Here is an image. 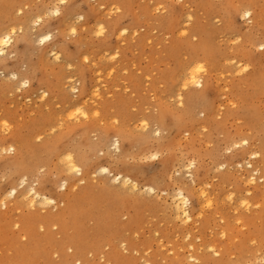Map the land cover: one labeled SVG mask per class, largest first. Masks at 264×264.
Here are the masks:
<instances>
[{
  "label": "rangeland",
  "instance_id": "1",
  "mask_svg": "<svg viewBox=\"0 0 264 264\" xmlns=\"http://www.w3.org/2000/svg\"><path fill=\"white\" fill-rule=\"evenodd\" d=\"M16 1L27 2L25 10L29 11L44 5L38 13L43 17L42 24L36 27L46 25L42 33L53 35L51 43H56L55 50L62 58L58 62L49 55L47 62L42 60L38 49L44 45L36 43L33 36L28 47L22 40L23 33L17 32L12 54L8 50L0 57V63L6 64L0 66V85L10 84L5 82L7 74L17 69L20 73L29 72L31 79L27 88L11 84L0 92V139L9 140L19 130L29 133L31 147L36 149L51 146L54 140L67 136L60 144L65 148L71 142L86 143L83 136L88 138V143L97 144L105 140L103 132L106 129L125 126L129 134L121 141L119 152L112 148L111 143L115 140L112 139L97 154L91 152L89 155L114 173H126L131 169L141 186L155 185L157 193L136 196L120 192L109 187L101 175L82 184L74 179V188L64 192L60 184L71 176L59 163L63 151L50 158L40 155L43 167L36 166L27 183L40 188L44 182L47 193L59 184V193L72 202L68 207L60 205L58 210L46 207L44 211L40 206L25 207L13 199L8 201L6 208L1 206L0 264H71L73 251L69 252L68 246L72 241L80 242L82 251L88 253L84 255L88 264H115L106 258L108 252L119 258L117 264L129 261L132 264H257L264 252V53L258 47L264 43V0H68L65 8L74 10L72 22L79 25L77 35L71 39L68 38L69 27L60 23L61 15L49 14V8L54 5L52 0ZM58 1L56 4L59 5ZM241 7L251 8V24L241 19ZM79 15L84 17L83 21L77 19ZM189 16L193 19L187 24L185 21ZM170 17L177 21L178 29L162 25L163 20ZM217 20H220L219 24ZM100 22L105 27V34L97 37L95 31L99 30L97 24ZM114 22L128 30L122 37L109 28ZM198 27L201 29L196 32ZM183 28L188 29L187 35L180 37ZM237 38L240 43L233 44V39ZM204 39L210 43L200 49ZM176 42L182 46L177 52L173 51L177 48ZM81 52L88 56V63L84 62ZM115 52L119 54L114 56ZM233 60L235 63L231 62ZM194 62L205 68L200 76L208 84L209 113L202 112L203 104L198 110L189 111L177 102L176 93L181 87L184 68L192 67ZM245 64L249 65L248 70L239 73ZM71 85L77 89L75 93L72 91L73 94ZM48 86L53 87V93H49L50 98L41 99V93L50 89ZM92 87L95 88L91 90ZM96 89L100 96L94 93ZM193 89L180 93L184 95ZM85 106V110L91 107L98 111V117L90 115L86 120L78 114V107ZM163 109L169 110L166 120L158 117ZM4 121L8 123L7 129L3 128ZM145 122L147 126L143 128ZM86 125L90 129L82 132V126ZM74 126L78 128L68 136ZM155 131H161L159 137ZM242 139L248 141L247 146ZM7 143H0V147L8 149ZM100 152L104 155H99ZM156 152L157 160L144 161L145 156ZM257 152L256 159L251 160L260 168L263 178L249 194L248 176L245 177L249 168L246 165L250 155ZM13 153L3 151L0 154L2 192L9 190L12 183L3 158ZM188 161L195 162L191 168L195 184L190 181ZM201 186L212 198V208L208 203L198 201V190L195 189ZM179 189L191 198L188 207L193 213L192 222H182L171 207L172 196ZM131 213H134L133 222L124 229L122 223L130 220ZM118 218L120 223H117ZM17 224L20 225L18 229ZM106 230L112 235L106 237ZM28 231L32 232L33 239L27 235ZM24 236L27 241L22 239ZM110 237L113 244L108 246L106 238ZM117 243L119 249L115 251L111 246ZM99 247L101 255L90 252ZM188 255L199 260L189 263Z\"/></svg>",
  "mask_w": 264,
  "mask_h": 264
},
{
  "label": "bare ground",
  "instance_id": "2",
  "mask_svg": "<svg viewBox=\"0 0 264 264\" xmlns=\"http://www.w3.org/2000/svg\"><path fill=\"white\" fill-rule=\"evenodd\" d=\"M53 1V7L52 8H49L50 12L54 11L56 8H59L60 9V15H61V19H60V23H62L61 25H66V27L68 28L69 27V24L70 23H74L75 21L72 22V20H74V17H75V14H74V10L73 9H69V8H65V5L67 3L68 0H65V4L64 5H61V4H56L58 0H52ZM97 1V0H96ZM51 2V1H50ZM59 2V1H58ZM93 2V1H92ZM48 4V3H47ZM170 4V3H169ZM27 2H18L16 0H0V34H3L5 33L6 31H10V26H15L16 27V34H18L17 32H22L23 35H22V40H24V42H26L28 44V47H30V41L33 39V36L35 37V40L36 41H39V38L42 34V29H44L46 27L45 26H42L40 28H37L36 26H41L40 24H42V20H43V17L41 15H39L38 13L41 12L44 8V5L41 4L38 6H36V8L32 9V10H25V8L27 7ZM51 6V5H50ZM115 7V6H114ZM158 8V6H157ZM192 8V7H190ZM244 8V7H243ZM241 7V10L243 9ZM38 9V10H37ZM25 10V11H24ZM37 10V11H36ZM100 10V9H99ZM112 10V9H111ZM177 11V10H176ZM47 12V11H46ZM105 12V11H104ZM48 13V12H47ZM50 14V13H49ZM186 14V13H184ZM179 15V13H178ZM80 16V15H79ZM82 16V15H81ZM143 16V15H142ZM183 16V15H181ZM185 16V15H184ZM179 17V16H178ZM186 17V16H185ZM192 17V16H191ZM36 19H40V23L39 24H36L34 21ZM77 19H78V16H77ZM132 20V19H131ZM184 20V19H183ZM134 21V20H133ZM192 21V20H191ZM191 21L188 20V18H186V21L185 23H190ZM177 21H174L172 17L170 18H167L165 20H163V23L162 25H165L167 28L169 29H172V30H176L178 29V27L175 25ZM183 22V21H181ZM180 22V23H181ZM134 23V22H133ZM132 23V25H133ZM184 23V22H183ZM186 24V25H187ZM91 25V24H90ZM93 25V24H92ZM100 26L101 25V22L100 24H97V26ZM147 25V24H146ZM178 25V24H177ZM96 26V25H95ZM118 23L117 22H114V23H110L109 24V28L111 29V31L114 33L119 34V37H122L121 36V32H124V28L122 29L120 27V25L118 26L119 29L118 30ZM135 26V25H134ZM184 27V26H183ZM249 27V26H248ZM97 28V27H96ZM22 29V30H21ZM35 29H36V32H35ZM128 29V28H127ZM135 29V28H134ZM140 29V28H139ZM201 28H197L196 29V32H198V30H200ZM68 30V29H67ZM186 28H183L182 31H180V37H181V33L182 32H186ZM99 31V30H98ZM119 31V32H118ZM128 31V30H127ZM126 31V32H127ZM137 30H135L134 32L136 33ZM46 32V31H45ZM56 32V31H55ZM96 32V31H95ZM47 33V32H46ZM177 33V34H178ZM187 33V32H186ZM15 34V35H16ZM45 34V33H44ZM49 34V33H47ZM130 34V33H129ZM195 34V32H194ZM172 35V34H171ZM258 36V35H256ZM176 37V36H175ZM132 38H134L132 36ZM207 39V38H206ZM206 39L202 40L201 43H200V49H201V46L202 47H208V42L206 41ZM34 40V39H33ZM35 41V42H36ZM211 41V40H210ZM261 41V40H260ZM14 42V40H13ZM148 42V40H147ZM36 43H39V42H36ZM56 44V43H55ZM55 44H52L51 41H47L45 42L44 46L40 49H38V55L40 58H42V60L44 59V61H48V58H49V55H51L52 52H55L57 55L58 53L56 52L55 50ZM177 48H174L173 51L177 52L182 46L179 45L178 42H176L174 44ZM14 46H13V43L8 45L6 47V50H5V53L8 51V50H11V54H12V49ZM122 47V46H121ZM259 47V46H258ZM32 49V48H30ZM19 50V49H18ZM194 50H196V48H194ZM36 51V50H35ZM33 52H34V49H33ZM210 52L212 53V51L210 50ZM60 53V52H59ZM82 53V52H81ZM196 53V52H195ZM114 56H117L119 54V52H115L113 53ZM112 54V55H113ZM213 54V53H212ZM10 55V53H9ZM60 55V54H59ZM111 55V56H112ZM180 56V55H179ZM1 57V56H0ZM193 57V56H192ZM62 58V57H61ZM80 58V57H79ZM55 59V58H53ZM107 59V58H106ZM211 59V58H210ZM112 60V59H111ZM170 60V59H169ZM172 60V59H171ZM43 61V63H44ZM186 61V60H185ZM197 61V60H196ZM228 61V60H227ZM36 62V61H35ZM56 62V61H55ZM209 63H212L211 61ZM222 63V62H221ZM189 64V63H188ZM201 63H198V62H194L192 65V67L190 66L188 68L189 65H187L186 67L187 68H184L186 70H184L183 72V77L180 78V84H181V87H180V90L178 93H176L177 95V102H179V104H184L187 109L189 111H192V110H195L199 107V105L203 104L204 106L202 107V112L203 113H209L208 109L211 108L209 102L207 101V88H208V84L204 83V79L202 76H200V73L202 72H198V73H195L193 74V69L199 65ZM205 64V63H204ZM207 64V63H206ZM246 65V66H245ZM243 70H242V66H241V70L239 71V73L242 71L245 72V68L248 70V67L247 65L248 64H245ZM0 66H6V64L4 63H0ZM212 66V65H211ZM249 66V65H248ZM46 67V66H44ZM96 67V66H95ZM23 69V68H22ZM183 69V68H182ZM3 70V69H1ZM52 70V69H51ZM110 70V69H109ZM246 70V71H247ZM30 71V70H29ZM259 71H260V68H259ZM5 72V71H4ZM2 72V75L3 73ZM6 73V72H5ZM9 74H7V79L5 82H8L10 84H6L5 86L4 85H0V92L2 91H5L6 89H8L9 87H7L8 85H16V86H19V87H22V79L21 78H26V79H29V84H30V77L28 76V73H20V71L17 69L15 71H10L8 72ZM106 74V73H105ZM205 74V73H204ZM0 75H1V71H0ZM39 75V74H38ZM96 75V73H95ZM99 75V74H98ZM97 75V76H98ZM101 75V74H100ZM15 76L16 79H12V77ZM182 76V75H181ZM254 76H256V74H254ZM258 76V75H257ZM61 77V76H60ZM107 77H108V74H107ZM111 77V76H110ZM219 77V76H218ZM101 78V77H100ZM193 78L196 79L197 81V84L199 86H197V84H193L192 83V80ZM61 79V78H60ZM97 79V78H95ZM68 80V79H67ZM223 80V79H222ZM53 81V80H51ZM99 81V80H98ZM102 81V80H101ZM176 81V80H174ZM33 82V81H32ZM46 83V80L44 81ZM62 82V81H61ZM179 82V81H178ZM175 82H173V87L175 86L174 85ZM177 83V82H176ZM187 83V86L185 87V84ZM217 83V82H216ZM101 85V84H100ZM58 87V85H56ZM171 86V88H172ZM178 86V85H177ZM234 86V85H233ZM232 86V87H233ZM41 87V86H40ZM39 87V88H40ZM49 87V86H48ZM62 86H60L61 88ZM98 87V86H97ZM45 88V87H43ZM42 88V90H43ZM50 89H45L44 91H47L48 94L49 93H53V90L51 88L53 87H49ZM70 88V91L71 93L73 94V89H75V91L77 90L76 89V86L74 87L73 85H71ZM95 88V87H94ZM92 87L91 90L94 89ZM99 88V87H98ZM179 87H177L178 89ZM189 88H194L191 92H188L187 94H184L183 93H180V91L182 92L183 90H186V89H189ZM219 88V86H218ZM221 88V87H220ZM219 88V89H220ZM222 89V88H221ZM226 89V88H225ZM41 91V89H40ZM43 91V92H44ZM67 91V89H66ZM73 91V92H72ZM100 91V90H99ZM227 91V90H226ZM36 92V91H35ZM42 92V93H43ZM68 92V91H67ZM66 94H69L67 93ZM78 92V91H77ZM97 89L94 91L95 94L99 95L97 93ZM39 93V92H38ZM41 93V92H40ZM41 93V94H42ZM75 93V92H74ZM93 93V91L91 92ZM171 93V92H170ZM163 94V93H162ZM63 95V94H62ZM37 96V95H36ZM42 95H40V98H41ZM75 96V95H74ZM100 96V95H99ZM220 96V95H219ZM231 96V95H230ZM49 97V95H48ZM47 97V98H48ZM76 97V96H75ZM50 98V97H49ZM100 98V97H99ZM173 98V97H172ZM209 98V97H208ZM42 99V98H41ZM44 99V98H43ZM91 99H93V97H91ZM159 99V98H158ZM212 98H210L211 100ZM81 100V99H80ZM90 101V100H89ZM212 101V100H211ZM221 101V100H219ZM218 101V102H219ZM77 102V101H76ZM82 102V101H81ZM85 102V101H83ZM82 102V103H83ZM73 103V102H72ZM81 103V104H82ZM87 103V102H86ZM95 103V102H94ZM97 103V102H96ZM222 103V102H220ZM80 104V105H81ZM85 103H83L82 105H84ZM93 104V103H92ZM189 104V106L187 105ZM76 105V104H75ZM78 105V103H77ZM178 105V103H177ZM220 104L218 103V106ZM222 105V104H221ZM95 106V105H94ZM172 106V105H171ZM217 106V107H218ZM74 108H77L75 106H73ZM216 107V108H217ZM86 106L81 108V107H78L79 109V112L77 111L78 114L82 115V116H89L90 118V115L94 118L97 113L99 114L98 111H93L91 110V107L90 109L88 110H85ZM96 109V107H94ZM156 108V107H155ZM172 108V107H171ZM241 108V107H240ZM99 109V108H98ZM97 109V110H98ZM246 109V108H245ZM74 110V109H73ZM71 110V112L73 111ZM90 110V111H89ZM168 110V109H167ZM167 110L163 109L160 114H159V118H164L166 120V118L169 116V114H167ZM198 110V109H197ZM200 110V109H199ZM213 110V109H212ZM169 111V110H168ZM196 111V110H195ZM222 111V110H221ZM181 112V110H180ZM199 112V111H198ZM242 112V111H241ZM199 114H201L199 112ZM72 115V114H71ZM186 116V115H185ZM191 116V115H190ZM189 116V117H190ZM98 117V116H96ZM206 118V116H205ZM92 119V118H91ZM168 119V118H167ZM171 119V118H170ZM85 120V119H84ZM87 120V119H86ZM102 120V118H101ZM156 120V119H155ZM126 123V122H125ZM124 123V125H125ZM146 123V122H145ZM145 123L143 124V128L145 126ZM166 123V122H165ZM173 123V122H171ZM170 123V124H171ZM252 123V122H251ZM259 123V122H258ZM262 123V122H261ZM148 124V123H147ZM155 124V122L153 123ZM169 124V125H170ZM96 125V124H95ZM195 125V124H194ZM113 126V125H112ZM147 126V125H146ZM189 126V125H188ZM203 126V125H202ZM260 126V125H259ZM128 127V126H127ZM139 127V126H138ZM168 127V126H167ZM174 127V126H173ZM201 127V126H200ZM78 128V126H74L73 128L70 129L69 131V134L68 136L73 133L76 129ZM137 128V127H136ZM90 129L88 127V125L86 126H82V132L86 131ZM110 129V130H109ZM157 129V128H156ZM125 130L129 131V129L125 128V126L123 127H111V128H108L106 129V132H103V138H105V140L101 141V142H98L97 144H94V143H88L87 141V137L83 136L84 137V141L86 143H80V142H71L70 144L67 143V145L65 146V148H61L60 144L63 141V139H65V137H60L56 140H54V144H52L51 146H43V147H40V148H32L31 147V144L29 142V133H22V131H16L13 133V135H11L10 139H4L2 140V138L0 139V143H7L9 145L8 148H12L14 149V152L13 155L11 154H7V155H3L4 158H3V165H4V168L8 170V174L10 176V181L12 182L11 183V186H10V189L9 190H6V191H1L0 190V207L3 208V207H7L8 205V201L9 200H16L18 204L20 205H25L26 206H29L31 205L30 207L33 208L35 206H40L43 208L42 211H44V209L46 207H51L52 209L54 210H58V208L60 207V205H65L64 207H68L70 205V203L72 202V200L70 199H67V197H64L65 195L62 193H59L60 191H58V186L59 184H57L52 191H50L49 193L46 192V189L47 187L44 186V182L42 184V186L40 188L38 187H35L34 185L30 184V183H27L28 181V176L29 174L32 172L33 169H36L35 167L37 166V168H39V166L43 165L41 164L42 163V160L40 159V155L43 157V158H50L52 156H55V154L58 152V151H63L60 156H59V163H61V160L63 159V156L68 154L69 152H71L73 154V163L76 165V166H79L82 168V172L80 175H77L75 173H72L68 167H67V162L65 163H61L64 167V170L65 172H67V174H69V176H71V179L69 180H65L63 181L62 184H60V189L63 190L64 192H68L70 191L72 188H74L75 186V183L73 182L74 179H76L77 182L80 183V180H83V181H88L90 182V178H92L93 176H97V175H101V176H104V178H106V180L109 182H107V184H109L108 186L111 187V188H114V189H118L120 192H129L130 194L132 195H136V196H141L140 194L142 193H146V195H150V194H156L157 193V187L155 185H145V186H141L139 184V182L134 179V173L130 170H126V173L124 172H118V173H115L116 175H119L122 177V180L121 182L117 183L115 182L114 180V177H109L107 175H105L104 173L100 172V167L103 166V165H100L99 161L97 160H94V158H92V156L89 155V153L91 152H95L97 154V152L100 150H102V147H107L109 145L110 142H112L113 140L112 139H115L113 143H111V145L113 144H118L119 146V149H120V144H121V141H124L125 138L124 136L129 134L128 132H126ZM177 130V129H176ZM166 131V130H165ZM203 131V130H202ZM201 131V132H202ZM261 131L263 132V129H261ZM161 132V131H159ZM182 132V131H181ZM260 132V131H259ZM261 133V132H260ZM241 134V133H240ZM263 134V133H262ZM257 135V134H256ZM38 136H40V134H38ZM185 136V135H184ZM188 136V135H186ZM200 136V135H199ZM254 136V135H253ZM260 136V135H259ZM82 137V138H83ZM190 137V136H189ZM172 138V137H171ZM235 138V137H234ZM233 138V139H234ZM241 138V137H240ZM264 137H262L263 139ZM110 139V140H109ZM167 139V138H165ZM255 139V138H254ZM169 140V139H168ZM228 140V139H227ZM237 140V138H236ZM235 140V141H236ZM243 140V139H242ZM153 141V140H152ZM241 141V140H240ZM239 141V142H240ZM103 142V143H102ZM153 143V142H152ZM237 143V142H236ZM243 143V142H242ZM156 144V143H154ZM238 144V143H237ZM160 145V144H159ZM162 145V144H161ZM186 145V144H185ZM240 145V144H239ZM263 145V144H262ZM1 146V144H0ZM158 146V144L156 145ZM167 146V145H166ZM177 146V145H176ZM227 146H230L229 144ZM234 146V145H232ZM247 146V145H246ZM249 146V145H248ZM69 147H71L69 149ZM83 147H85V149H83ZM126 147V146H125ZM199 147V146H198ZM129 148V147H128ZM145 148V147H144ZM181 148V147H180ZM228 148V147H227ZM236 148V147H235ZM185 149V148H184ZM242 150V149H241ZM3 151H7V149L4 147V148H1L0 147V154L3 153ZM246 151V150H245ZM256 152V150H254ZM253 151V152H254ZM152 152V151H151ZM150 153V152H149ZM157 153V152H156ZM167 153V152H166ZM95 154V155H96ZM257 153H252L250 155V160L247 162V165L249 170H248V175H245L248 176L247 177V180H246V185L248 186V191L247 193L250 194V191H253L251 190L252 187H255L258 183L259 180H262V175H261V170L260 168H258V166L252 162L253 159H256V157L258 156ZM150 155V154H149ZM152 155V154H151ZM154 155H158L157 154H154ZM164 155V154H162ZM243 156V155H242ZM118 157V156H117ZM122 157V156H121ZM159 157V156H158ZM181 157V156H180ZM179 157V158H180ZM193 157V156H192ZM191 157V158H192ZM161 158V157H160ZM196 158V157H195ZM194 158V159H195ZM182 159V158H181ZM252 159V160H251ZM136 160V159H135ZM180 160V159H179ZM241 160V159H240ZM145 161V160H144ZM185 161V160H184ZM255 161V160H254ZM181 162V161H180ZM189 162V161H188ZM187 162V163H188ZM237 162V161H236ZM191 163V162H189ZM188 163V164H189ZM121 164L123 166H125L124 164V161L121 162ZM235 164V163H234ZM186 165V164H185ZM219 166V164H217ZM249 165H251V167H249ZM163 166V165H162ZM222 166V165H220ZM245 166V167H246ZM43 166H41L40 168H42ZM140 167V166H139ZM142 167V166H141ZM175 167V166H174ZM186 167V166H185ZM173 168V166H172ZM177 168V167H176ZM123 169V168H122ZM179 169V168H178ZM181 169V168H180ZM187 169V167H186ZM233 169V168H232ZM231 169V170H232ZM243 169V168H242ZM124 170V169H123ZM162 170V169H160ZM113 172V171H112ZM161 172V171H160ZM246 172V171H245ZM177 173V171H176ZM187 173V172H186ZM188 173L190 174L189 177L191 178L190 181L195 184L196 183V179H195V175L193 174V172L191 171V169H188ZM164 174V173H163ZM198 174V173H197ZM239 174V173H238ZM177 175V174H176ZM188 175V174H187ZM179 176V174H178ZM242 176V175H241ZM162 177V176H161ZM178 178V177H177ZM124 179H127V180H130L131 183L133 185H135L136 187L134 189H131V188H126L125 185L123 184V180ZM140 179V178H139ZM215 179V178H214ZM24 181V184L21 185L20 181ZM161 180V179H160ZM158 181V180H157ZM177 181V180H176ZM142 182V181H140ZM144 182V181H143ZM142 182V183H143ZM74 183V184H73ZM90 183H88V186H89ZM206 185V184H205ZM9 186V185H8ZM196 186V185H195ZM194 186V187H195ZM208 186V185H207ZM206 186V187H207ZM50 187V186H49ZM177 187V186H176ZM179 187V186H178ZM177 187V188H178ZM209 187V186H208ZM5 188V187H4ZM196 188V187H195ZM243 188V187H242ZM13 189L15 190V196H12V195H9V193H11L13 191ZM145 189H153V191H145ZM208 189V188H207ZM4 190V189H3ZM177 190V189H176ZM198 190V196L197 198L199 199L198 201H202V203H208V206H210L209 208H212V198L209 197V193H207L206 191V188L204 186H201L199 187V189H195V191ZM209 191V190H208ZM256 191V190H255ZM173 192V191H172ZM260 192V191H259ZM196 194V193H195ZM116 195H119V193H117ZM183 196V199L184 200H187V204H185L183 202V200L180 199V196ZM230 194H228L229 196ZM169 196V195H168ZM172 196V195H171ZM169 196V197H171ZM231 196V195H230ZM25 197H27L28 199L26 200ZM165 198V197H164ZM229 199V197H228ZM244 199V198H243ZM231 200V199H230ZM242 200V199H241ZM48 201H53V203H48ZM172 208H173V211L175 212V216L179 219H181L182 222L184 223H189V222H192L194 220L193 218V213L190 209L189 204L191 202V198L189 195H186L183 191V189H179L178 192L172 196ZM245 201V200H244ZM12 203H14L12 201ZM169 203V202H168ZM238 203V202H237ZM248 205H250L249 202H247ZM246 203V204H247ZM214 204V203H213ZM243 204V202H242ZM245 204V205H246ZM256 204V203H255ZM258 204V203H257ZM240 205V204H239ZM253 205V204H252ZM202 208L200 209L202 211V209L204 208L202 206V204L200 205ZM205 206V205H204ZM247 208V205L245 206ZM164 208V207H163ZM206 208V207H205ZM248 209V208H247ZM65 210V209H64ZM170 210V209H169ZM172 210V209H171ZM170 210V211H171ZM204 210V209H203ZM185 213H187V216H185ZM204 213V212H203ZM202 214V213H201ZM173 215V214H172ZM199 215V214H198ZM120 217V216H119ZM174 217V216H173ZM133 219H134V213H131L130 214V220L126 223H122V224H125L123 226L124 229H128L129 226L131 225V223L133 222ZM179 219H176V220H179ZM199 219V218H198ZM57 218L54 219L55 222H57ZM196 220V219H195ZM48 224L50 223L48 220L46 221ZM117 223H120V219L118 218L117 220ZM195 223V222H194ZM111 224H114V220L111 219ZM225 233V232H224ZM27 235H29L30 239L32 238L33 239V234L32 232L28 231L27 232ZM111 236V232L109 230H106V237L107 236ZM223 236V235H222ZM159 239V238H158ZM113 243H111V237L110 238H106V245L110 246L112 245ZM124 246V245H123ZM69 248L72 249V260L70 261V263H78V264H88V260L84 257V255H88L87 252H84L82 251L84 248L81 246L80 242L78 241H72L70 246H68ZM162 247V246H161ZM111 248H113V250L115 251H118L119 249V246H118V243L115 245V246H111ZM214 248V246H213ZM211 249V248H209ZM112 250V251H113ZM130 250V249H129ZM194 250V249H193ZM39 250L36 249V252H38ZM192 251V250H191ZM58 253H60V251L58 250L57 251ZM90 252H93V253H98L99 255L102 254V249L99 247L98 249L97 248H93V251H90ZM213 252V251H212ZM217 252V251H216ZM260 252V251H259ZM189 254H191L189 252ZM215 254V252H214ZM219 254V253H218ZM217 255V254H216ZM215 255V256H216ZM263 255H264V252H263ZM263 255L260 257V259H263ZM29 256H31L29 254ZM189 256V255H188ZM187 256V259H189V263L190 261L191 262H195L197 261L196 257H194L193 255L189 256L188 258ZM106 258L109 259V261L111 263H114L117 264L116 260L119 259L117 257H115L111 252H108L106 254ZM144 260V259H143ZM199 260V259H198ZM199 262V261H198ZM201 262V261H200ZM124 264H132V261H129L128 263H124ZM146 264H150L149 262H146ZM196 264V263H195Z\"/></svg>",
  "mask_w": 264,
  "mask_h": 264
},
{
  "label": "snow or ice",
  "instance_id": "3",
  "mask_svg": "<svg viewBox=\"0 0 264 264\" xmlns=\"http://www.w3.org/2000/svg\"><path fill=\"white\" fill-rule=\"evenodd\" d=\"M59 3H60L61 5H64V4H65V0H59ZM160 7H164V5H160ZM117 11H119V9H117ZM157 11H159V8H157ZM60 14H61V13H60V9H59V8H56L54 11L50 12V15H54V16H60ZM240 17H241V19H244L247 23L251 24V23L253 22V21H252V18H253V12H252L251 8H250V7H248V8H243V9L241 10ZM262 17H264V14H262ZM78 19H79L80 21H83V20H84V17H83V16H79ZM192 19H193V18H192L191 16L188 17V20H189V21H191ZM34 22H35L36 24H39L41 21H40V19H36ZM216 23L219 24V23H220V20H217ZM78 27H79V25H77V24H75V23H70V24H69V29H68V33H69V34H68V38H69V39H71V38H73V37H75V36L77 35ZM21 30H22V29H21ZM126 31H127V30L125 29L124 32H121V35H124ZM15 34H16V27H15V26H10V31H6V32L3 33V34H0V56H4V55H5L6 47H7L8 45H10V44L13 43V40H14ZM104 34H105V27H104L103 24H101V25L99 26V31L95 32V35H96L97 37H101V36H103ZM181 35H187V33H186V32H182ZM193 38H194V37H193ZM52 40H53V35H52L51 33H49V34H43V33H42L41 36H40V38H39V41H38V42H39L40 45H44L45 42H47V41H52ZM232 43H233V44H239V43H240V40H239L238 38H237V39H233ZM259 50H260L262 53H264V43H261V44L259 45ZM51 55L55 58L56 61H58V62L61 61V56H60V55H57L55 52H52ZM81 55H82V57H83L84 62H85V63H88V62H89V58H88V56H87L86 54H83V53H81ZM113 59H115V57H113ZM231 62H232V63H235L234 60L231 61ZM68 66H69V68H71V64H69ZM244 70L246 71L247 69L245 68ZM204 71H205L204 66H203L202 64H199V65H197V66L193 69V74L198 73V72H204ZM12 79H16V77L13 76ZM21 79H22V81H23V83H22V87H24V88L29 87V79H26V78H21ZM192 83H193V84H197V81H196L195 78H193ZM186 86H187V83L185 84V87H186ZM197 86H199V85L197 84ZM73 91H75V89H73ZM48 95H49L48 92H47V91H44V92L42 93L41 98L43 99V98L47 97ZM233 107H235V105H233ZM77 111L79 112V109H77ZM97 115H99V114L97 113ZM85 119H87V116H85ZM145 127H146V123H145ZM3 128H5V129L8 128V123H7V121H4V122H3ZM155 135H156L157 137H159V136H160V132H159V131H155ZM37 139H40V138L37 137ZM247 143H248L247 140H243V144L247 145ZM239 146H240L239 144L236 145V147H239ZM112 148L115 149L117 152H119V150H120L118 144H113V145H112ZM7 151H8V152H12V151H14V149H12V148H8ZM229 151H231V149H229ZM99 155L103 156L104 153H103V152H100ZM73 159H74L73 154H72L71 152H69L68 154H66V155L63 156V159L61 160V163H65V162H67V167H68V169H69L72 173H75V174H77V175H80L81 172H82V168L79 167V166H76V165L73 163ZM143 159H144V160H152V161H155V160L158 159V155H148V156H145ZM194 166H195V162H194V161L188 164L189 169H191V168L194 167ZM249 167H251V165H249ZM40 171L43 172L44 169H41ZM100 172L104 173L105 175H107V176H109V177H114V180H115V182H117V183L121 182V180H122V177L119 176V175H116L114 172H112V171L110 170V167H108V166H101V167H100ZM38 182H39V178H37V183H38ZM83 182H84L83 180H80V183H81V184H82ZM20 183H21V185H23V184H24V181L22 180V181H20ZM123 184L125 185L126 188L134 189V188L136 187L135 185H133V184L131 183L130 180H127V179H124V180H123ZM145 191H153V189H145ZM15 194H16V193H15V190H14V189H13V191H12L11 193H9V195H12V196H15ZM25 199L27 200L28 198L25 197ZM180 199L183 200V202H184L185 204H187V200H184L182 195L180 196ZM229 199H231V197H229ZM48 203H53V201H48ZM29 206H31V205H29ZM185 216H187V213H185ZM125 218H126V217H125ZM19 227H20V225L17 224V225H16V228L18 229ZM43 230H44L43 228L40 229L41 232H43ZM22 239L25 240V241H27V236L22 237ZM252 243L255 244L256 241L253 240ZM68 251L71 252L72 249L69 248ZM210 251H211V249H210ZM217 255H218V253H217ZM257 264H264V259H261L260 261H258Z\"/></svg>",
  "mask_w": 264,
  "mask_h": 264
}]
</instances>
